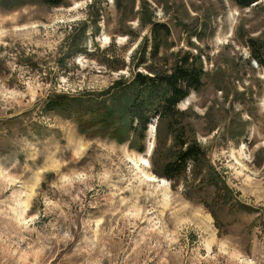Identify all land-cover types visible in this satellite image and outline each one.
Returning <instances> with one entry per match:
<instances>
[{"label":"rangeland","instance_id":"1","mask_svg":"<svg viewBox=\"0 0 264 264\" xmlns=\"http://www.w3.org/2000/svg\"><path fill=\"white\" fill-rule=\"evenodd\" d=\"M15 5L0 7V264H264V1ZM178 51L203 74L173 127L203 155L170 180L178 147L157 115L139 152L123 102L115 139L85 124L84 97ZM56 94L66 110L44 107Z\"/></svg>","mask_w":264,"mask_h":264},{"label":"trees","instance_id":"2","mask_svg":"<svg viewBox=\"0 0 264 264\" xmlns=\"http://www.w3.org/2000/svg\"><path fill=\"white\" fill-rule=\"evenodd\" d=\"M27 0H0V7L12 9L15 4H21ZM46 3L51 6L60 5L63 0H30ZM240 8L255 5L264 0H231ZM162 28H157L153 23L154 49L153 57L156 56L159 42L167 32L166 26L158 24ZM157 33V34H156ZM157 36L159 37L157 39ZM259 51V49H258ZM264 53V51H262ZM173 64L167 70H157L145 67L147 73L133 70L129 77L120 78L113 85L103 92L96 93V96L84 97L85 106L90 110V118L84 119L85 124L90 122L102 133L114 136L116 139L120 131V117L116 115L114 105L117 101L123 102L124 115L126 116L127 135L124 141L129 140V147L142 152L145 149L144 138L146 136L147 125L150 119L157 115L159 123H164L167 134L172 136V146L178 147L174 158L161 160L159 167L162 175L170 180L180 179L184 175L188 163H196L201 159L203 151L195 139L186 141L182 127L174 128L175 115L179 112L175 109L176 105L186 98L191 89H195L201 82L203 74L202 65L192 53L188 51H178L174 54ZM253 56L258 58L256 50ZM135 63L140 65L144 60V54ZM260 58H262L260 56ZM264 62V61H263ZM138 68V67H136ZM67 95L56 94L45 100L47 109H63L69 106ZM83 97H79L82 102ZM76 101V99H73ZM109 123L111 124L109 126ZM79 129H84V124L79 123ZM103 128V130H102ZM157 131V124H156ZM132 135L131 139L129 135ZM153 154L152 162H155Z\"/></svg>","mask_w":264,"mask_h":264}]
</instances>
